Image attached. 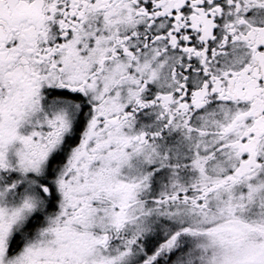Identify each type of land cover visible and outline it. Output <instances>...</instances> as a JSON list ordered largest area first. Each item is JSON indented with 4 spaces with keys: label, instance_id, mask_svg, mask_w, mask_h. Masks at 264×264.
I'll use <instances>...</instances> for the list:
<instances>
[{
    "label": "snow or ice",
    "instance_id": "snow-or-ice-1",
    "mask_svg": "<svg viewBox=\"0 0 264 264\" xmlns=\"http://www.w3.org/2000/svg\"><path fill=\"white\" fill-rule=\"evenodd\" d=\"M0 264H264V0H0Z\"/></svg>",
    "mask_w": 264,
    "mask_h": 264
}]
</instances>
